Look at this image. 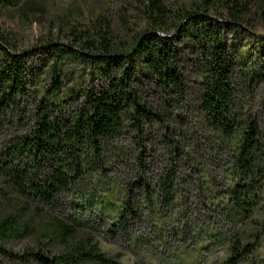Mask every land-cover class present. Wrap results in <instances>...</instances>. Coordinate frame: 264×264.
<instances>
[{"label": "rangeland", "instance_id": "obj_1", "mask_svg": "<svg viewBox=\"0 0 264 264\" xmlns=\"http://www.w3.org/2000/svg\"><path fill=\"white\" fill-rule=\"evenodd\" d=\"M168 10L188 8L200 0H159ZM247 1L253 35L228 33L234 65L231 85L240 126H258L262 176L252 190L249 211L233 205L234 174L239 135L217 131L201 107V83L207 75L205 60L188 39L178 44L177 67L183 93H171L138 67L134 91L155 116L130 118L118 136L105 142L98 157L89 153L84 175L43 204L18 192L10 181L14 169L27 163L12 158V149L32 128L41 101L50 105L59 122H69L82 107L83 92L100 78L96 68L79 59L58 61L62 88L54 97L44 95L50 85L49 69L58 58L49 43L78 46L79 37L93 23L110 25L117 45L149 27L144 14L150 0H29L0 8V35L17 53L25 55L23 95L10 96L0 106V214L32 226L62 221L73 229L72 239L96 246L105 261L73 264H264V0ZM172 25V18L165 19ZM78 40V39H77ZM0 87V97L2 95ZM170 180L172 194L165 199L162 184ZM247 201V202H246ZM249 249L250 252H247ZM28 251L61 256L64 245L37 233L0 241V264H36Z\"/></svg>", "mask_w": 264, "mask_h": 264}, {"label": "trees", "instance_id": "obj_2", "mask_svg": "<svg viewBox=\"0 0 264 264\" xmlns=\"http://www.w3.org/2000/svg\"><path fill=\"white\" fill-rule=\"evenodd\" d=\"M29 0H0V8H10ZM159 0H150L144 14L149 27L128 42L117 45L112 40L110 25L104 21L93 23L79 39L80 45L60 48L49 43L50 51L59 53L50 66V85L44 95L54 97L62 88L58 61L63 57L79 59L90 69L96 68L100 78L84 92L82 107L67 123L62 124L53 116L50 105L41 101L34 114L29 133L14 145L11 153L14 160L27 163L22 169H14L11 182L16 190L47 205L59 191L74 185L84 175V164L89 153L98 157L105 142L114 140L124 122L130 118L136 124L137 117L155 116L140 104L134 81L138 67L145 70L142 78L155 80L171 93H183L182 76L177 67L179 50L177 44L188 39L205 60L207 75L201 87V107L209 123L224 136L239 135L238 153L234 160V174L242 181L237 186L233 205L237 210L248 212L250 204L241 200L250 199L252 190L259 185L262 173L258 165L261 146L258 126L247 121L240 126L235 111L231 70L234 60L227 34L242 32L253 35L254 25L247 19L250 5L243 0H200L187 9L173 12ZM172 18V25L165 19ZM264 19V18H263ZM264 43V37L256 36ZM25 55L17 53L9 39L0 35V87L3 92L0 106L12 103L10 96L23 95ZM165 199H170V180L162 184ZM37 233L51 241L64 245L61 256L49 257L39 251H28L36 264H73L82 261H105L95 245L85 240L74 241L73 229L62 221L42 222L33 227L29 220L15 221L12 216L0 214V241L24 238ZM250 252L249 249H246Z\"/></svg>", "mask_w": 264, "mask_h": 264}]
</instances>
